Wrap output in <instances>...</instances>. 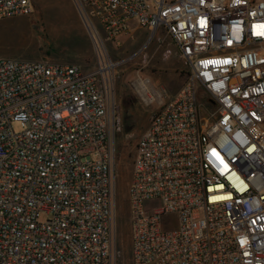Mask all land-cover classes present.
<instances>
[{
	"label": "built area",
	"instance_id": "obj_1",
	"mask_svg": "<svg viewBox=\"0 0 264 264\" xmlns=\"http://www.w3.org/2000/svg\"><path fill=\"white\" fill-rule=\"evenodd\" d=\"M75 1L93 39L164 31L189 70L168 99L133 83L158 109L132 161V264H264V0ZM31 13L0 0V20ZM99 51L89 71L0 59V264H116L117 64Z\"/></svg>",
	"mask_w": 264,
	"mask_h": 264
},
{
	"label": "rangeland",
	"instance_id": "obj_2",
	"mask_svg": "<svg viewBox=\"0 0 264 264\" xmlns=\"http://www.w3.org/2000/svg\"><path fill=\"white\" fill-rule=\"evenodd\" d=\"M30 2V15L0 20V59L76 64L89 71L101 50L117 64L112 85L118 118L114 135L116 264H132L128 192L132 161L138 138L158 109L156 104L141 101L133 83L138 78L148 79L154 87L162 88L168 99L186 85L189 70L164 31L151 40L144 30L114 42L105 41L101 32L100 39H93L86 16L75 0ZM200 101L212 109L202 94ZM46 218L45 214L40 216L41 221Z\"/></svg>",
	"mask_w": 264,
	"mask_h": 264
},
{
	"label": "bare ground",
	"instance_id": "obj_3",
	"mask_svg": "<svg viewBox=\"0 0 264 264\" xmlns=\"http://www.w3.org/2000/svg\"><path fill=\"white\" fill-rule=\"evenodd\" d=\"M140 90V92H142L143 91V89L141 88V89H139ZM147 102H148V100L147 99H145Z\"/></svg>",
	"mask_w": 264,
	"mask_h": 264
}]
</instances>
